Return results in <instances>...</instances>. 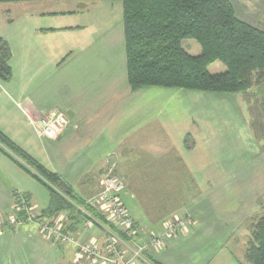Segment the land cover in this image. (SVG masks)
Returning a JSON list of instances; mask_svg holds the SVG:
<instances>
[{
	"label": "crops",
	"instance_id": "obj_1",
	"mask_svg": "<svg viewBox=\"0 0 264 264\" xmlns=\"http://www.w3.org/2000/svg\"><path fill=\"white\" fill-rule=\"evenodd\" d=\"M3 4L11 3H0L1 29L8 22ZM22 4L38 10L18 24L13 38V77L9 83L0 82V131L59 174L84 200L101 192L107 175L118 177L125 186L123 204L141 229L136 243L164 234L165 223L176 217L192 219L187 229L165 239L161 247H150L135 264H248L247 245L239 252L231 247L234 230L229 221L233 216L244 220L248 212L256 211L259 192L252 187L245 190L241 183L233 195L224 189L227 193L215 197L223 181L257 179L264 176V169L257 165L250 175L241 172L237 177L222 163L221 147L241 149L244 142L250 144L248 125L208 123L211 116H227L221 107L227 95L159 87L133 92L125 43L118 48L113 26L69 25L62 13L52 14L55 23L48 24L42 21L48 1ZM119 26L122 40L124 25ZM189 47L190 54L201 53L195 45ZM225 69L219 67L216 73ZM184 97L201 101L198 121L183 123L180 99ZM212 99L220 103L214 109L205 104ZM56 112L71 113L69 127L55 140L40 138L31 119ZM187 135L195 138L193 146ZM15 195L28 196L36 216L50 203L47 187L0 151V264H91L75 243L48 239L36 224L14 226ZM69 219L62 213L56 221L67 224ZM75 221L77 231L71 237L104 248V226L92 220ZM133 243L126 258L132 256Z\"/></svg>",
	"mask_w": 264,
	"mask_h": 264
},
{
	"label": "trees",
	"instance_id": "obj_2",
	"mask_svg": "<svg viewBox=\"0 0 264 264\" xmlns=\"http://www.w3.org/2000/svg\"><path fill=\"white\" fill-rule=\"evenodd\" d=\"M62 0H0V3ZM128 83L133 92L146 87L183 89L219 95L248 93L264 81V27L240 16L234 0H122ZM185 40H195L199 55L190 54ZM9 43L0 37V82L13 77ZM221 62L226 69L211 73L209 67ZM0 151L50 192L49 206L39 221L54 224L62 213L77 211L83 222L90 219L118 233L124 241L132 237L118 232L98 209L86 204L64 179L37 162L0 131ZM21 195H15L13 217L27 221L28 213L18 211ZM27 201L28 196H24ZM30 207V204H28ZM83 208L84 211H80ZM11 216L9 219H11ZM63 224V233L73 236ZM246 249L248 264H264V214L251 225Z\"/></svg>",
	"mask_w": 264,
	"mask_h": 264
},
{
	"label": "rangeland",
	"instance_id": "obj_3",
	"mask_svg": "<svg viewBox=\"0 0 264 264\" xmlns=\"http://www.w3.org/2000/svg\"><path fill=\"white\" fill-rule=\"evenodd\" d=\"M242 4L237 2L238 11L241 17L247 19L248 21L254 23L255 25L263 26L264 27V3L263 0H240ZM7 7V14L6 19L9 22H4L3 27H0V37L6 40L9 43V46L12 51V44L14 45V36H16L19 23L25 21V19L29 16L31 11L36 9H27L25 8L22 2L11 3V4H3ZM44 9L48 14L46 15L45 19L43 18V22H47L48 24H54L55 18L52 14H63V19L69 25H84L88 26L89 28H97L99 24L105 25L108 27V23L110 27L113 26L116 32V44L118 48L122 44V47L125 43V32L124 29L122 31L123 37L122 40L119 39V24L124 25L123 22V1L122 0H62V1H48V4H45ZM38 10V9H37ZM36 10V11H37ZM40 10V9H39ZM51 14V15H50ZM66 15V16H65ZM65 16V17H64ZM13 20L16 22L12 23ZM122 21V22H121ZM0 20V25H1ZM23 23V22H22ZM21 23V25H22ZM100 25V26H101ZM121 32V31H120ZM190 45H195V47L201 49L200 45L195 40H185L183 42V47L190 52ZM125 46V45H124ZM192 54H195L192 52ZM219 67L225 69V65L221 62H216L214 66L210 67L211 73L219 72L217 71ZM226 98L221 102L222 109L227 111L226 117H216L211 116V119L208 120V123L212 125L218 123H225L232 126L241 125H248V136L250 140V144L244 142V148H234L231 147H221V159L222 163L225 165L227 170L232 168L234 171V175L237 177L241 176V172H244L246 175L249 174L253 168L255 169L256 166L259 169H264V81L261 84L255 85L251 91L244 94H236V95H227ZM181 102V109L184 110V117L183 123L187 124L188 122H195L198 121L195 117L197 111L202 108L201 101L193 100L190 97H184L180 99ZM237 103L240 105L243 103V107L239 108L236 107ZM206 106L208 108L214 109L215 107L219 106L220 103L212 100L205 101ZM214 110H211V112ZM182 113V112H181ZM182 113V116H183ZM210 113V112H207ZM234 113V116H232ZM212 114V113H211ZM223 114V112H221ZM235 114L238 116H235ZM239 119V120H238ZM182 121V120H181ZM241 122V123H240ZM247 127V126H246ZM190 135V134H189ZM186 136L187 143L193 146L195 144V138L193 135L192 137ZM229 140V139H228ZM219 149L215 148V151L220 152ZM214 151V152H215ZM236 152V154H232L231 152ZM228 152V156H227ZM242 155H240L241 153ZM224 153V155H222ZM223 168V166H222ZM253 169V170H254ZM215 175V173H213ZM243 175V176H244ZM250 175V174H249ZM213 182V181H212ZM214 182L218 183L217 180ZM222 184V191L217 193L215 199L220 198L226 191L231 192L232 195L238 189V185L244 183L245 190L249 188H256V191L259 192V203L258 209L256 211L252 210L248 212L246 215L247 217L243 220L239 216L232 217L229 221V225L231 227V231L234 230V235L230 241L231 247H235L236 251L239 252V249H243L248 247L247 237L251 231V224L254 220H256L259 216L264 214V176H260L257 179H249L244 177L242 179H228L223 181ZM125 187V186H124ZM228 187V188H224ZM101 191V190H100ZM84 211L83 208H80V211ZM69 215V218L76 217V219H82L83 216L79 214L77 211L72 212L71 214L66 213ZM231 215V214H230ZM69 219V220H70ZM229 219V218H228ZM227 219V220H228ZM71 221V220H70ZM91 221V219H90ZM49 222V221H48ZM72 223L68 224V227L73 228ZM229 244V245H230ZM242 250V251H243ZM241 251V252H242Z\"/></svg>",
	"mask_w": 264,
	"mask_h": 264
},
{
	"label": "built area",
	"instance_id": "obj_4",
	"mask_svg": "<svg viewBox=\"0 0 264 264\" xmlns=\"http://www.w3.org/2000/svg\"><path fill=\"white\" fill-rule=\"evenodd\" d=\"M40 138L55 140L70 125V118L65 113H52L38 119H31ZM101 192L91 199L86 200V204L99 209L108 222L116 228L118 232L130 235L129 241H124L121 236L106 228L105 246L102 249L95 241L80 242L75 238L63 233V222L55 221L54 224L37 220V216L28 206L29 201L21 195V204L18 211H26L28 213L27 221H19L14 218L12 224L21 226L24 224H36L38 230L44 237L58 242H72L78 248V253L90 260L91 264H135V261L142 257L144 252L150 247H161L164 245L165 239L173 237L187 229L192 219L188 216L176 217L165 223V233L160 236H153L147 243H136V239L141 234V229L137 226L136 220L130 215L121 199V193L125 187L121 180L110 173L101 182ZM134 242V243H133ZM131 243L136 247L132 250V256L126 258Z\"/></svg>",
	"mask_w": 264,
	"mask_h": 264
},
{
	"label": "water",
	"instance_id": "obj_5",
	"mask_svg": "<svg viewBox=\"0 0 264 264\" xmlns=\"http://www.w3.org/2000/svg\"><path fill=\"white\" fill-rule=\"evenodd\" d=\"M71 113H68V115H70Z\"/></svg>",
	"mask_w": 264,
	"mask_h": 264
}]
</instances>
